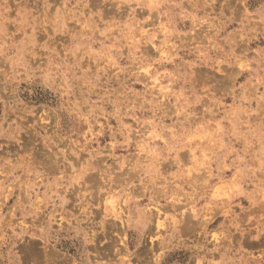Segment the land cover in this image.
Wrapping results in <instances>:
<instances>
[{"label":"rangeland","instance_id":"rangeland-1","mask_svg":"<svg viewBox=\"0 0 264 264\" xmlns=\"http://www.w3.org/2000/svg\"><path fill=\"white\" fill-rule=\"evenodd\" d=\"M0 264H264V0H0Z\"/></svg>","mask_w":264,"mask_h":264}]
</instances>
